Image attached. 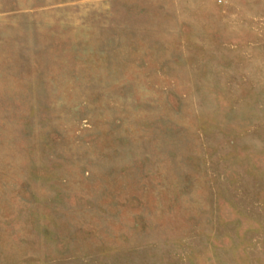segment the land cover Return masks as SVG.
<instances>
[{
  "label": "rangeland",
  "instance_id": "obj_1",
  "mask_svg": "<svg viewBox=\"0 0 264 264\" xmlns=\"http://www.w3.org/2000/svg\"><path fill=\"white\" fill-rule=\"evenodd\" d=\"M0 264H264V0H0Z\"/></svg>",
  "mask_w": 264,
  "mask_h": 264
}]
</instances>
